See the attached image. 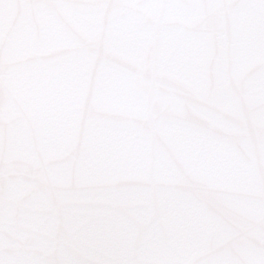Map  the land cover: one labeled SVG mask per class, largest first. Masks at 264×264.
I'll use <instances>...</instances> for the list:
<instances>
[{
  "label": "water",
  "instance_id": "obj_1",
  "mask_svg": "<svg viewBox=\"0 0 264 264\" xmlns=\"http://www.w3.org/2000/svg\"><path fill=\"white\" fill-rule=\"evenodd\" d=\"M0 264H264V0H0Z\"/></svg>",
  "mask_w": 264,
  "mask_h": 264
}]
</instances>
